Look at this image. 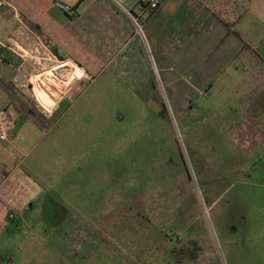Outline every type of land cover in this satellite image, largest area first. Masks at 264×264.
Instances as JSON below:
<instances>
[{
	"label": "rangeland",
	"instance_id": "obj_1",
	"mask_svg": "<svg viewBox=\"0 0 264 264\" xmlns=\"http://www.w3.org/2000/svg\"><path fill=\"white\" fill-rule=\"evenodd\" d=\"M22 30L0 49L13 111L23 98L47 112L60 104L29 157L54 186L29 264H176L175 248L178 264H264V156H253L264 146H249L264 143V64L246 53L240 83L220 94L196 72L170 86L157 66L145 93L114 65L89 81L74 64L54 73L66 57ZM46 71L71 79L49 85L52 104L39 99Z\"/></svg>",
	"mask_w": 264,
	"mask_h": 264
},
{
	"label": "crops",
	"instance_id": "obj_2",
	"mask_svg": "<svg viewBox=\"0 0 264 264\" xmlns=\"http://www.w3.org/2000/svg\"><path fill=\"white\" fill-rule=\"evenodd\" d=\"M58 1L70 6L72 12L56 7ZM140 1L121 0L126 13L109 0H0V49L13 37L22 39L14 36V24L21 30L31 25L38 40L47 41L53 53L66 57L64 64L50 69L53 72L60 66H68L67 71L73 72L69 65L74 64L81 71L79 76L89 81V70L101 72L114 65L121 77L137 81L135 85L144 92L149 91L152 70L146 46L156 58L155 69L158 66L167 84L176 86L196 72L203 88L217 86L218 94L225 88L236 89L246 53L253 55L243 49L242 40L264 58V0H163L158 7ZM136 22L142 26V36ZM227 23L236 34L227 33ZM48 52L51 54V50ZM177 68L182 73L169 74ZM45 73L39 76L46 83L39 99L49 104L53 100L49 97L46 102L45 91L51 84L43 78ZM56 76L62 87L71 85L67 75ZM62 87L53 90L59 92ZM235 93L234 102L238 99ZM70 96L65 95L64 100ZM13 99L11 89L0 88V107L13 108ZM23 102L26 108L15 112L14 130L8 141L0 142V264H29L31 248H38L35 242H40L43 225L34 216L44 214L45 199L54 187L52 183L44 185L36 175L39 165L29 157L38 148L37 139L47 130L60 104L47 112L24 98ZM248 125L247 140L253 123L249 121ZM259 145L264 143L249 144L251 152ZM253 156H264V149Z\"/></svg>",
	"mask_w": 264,
	"mask_h": 264
},
{
	"label": "built area",
	"instance_id": "obj_3",
	"mask_svg": "<svg viewBox=\"0 0 264 264\" xmlns=\"http://www.w3.org/2000/svg\"><path fill=\"white\" fill-rule=\"evenodd\" d=\"M116 8H118L121 11H124L128 13V11L125 9L123 3L121 0H109ZM163 0H141L140 3L145 6L149 7H158ZM56 7L64 11L65 13H71L72 10L70 6L67 4L62 3L61 1H58L55 3ZM136 28L138 34L142 36V26L141 24L136 22ZM146 49L148 47L146 46ZM152 68L155 73H157V70L155 69V64L152 63ZM15 125V112L10 107H0V142H7L10 133L14 130Z\"/></svg>",
	"mask_w": 264,
	"mask_h": 264
},
{
	"label": "trees",
	"instance_id": "obj_4",
	"mask_svg": "<svg viewBox=\"0 0 264 264\" xmlns=\"http://www.w3.org/2000/svg\"><path fill=\"white\" fill-rule=\"evenodd\" d=\"M226 28H227V33L228 34H236L234 29H233V26L231 24H225ZM243 41V49L244 50H247V51H250L256 58L258 61H260L262 64H264V58H262L257 52L255 49H253L247 42H245L244 40ZM194 244V242H193ZM171 255H173V257L175 258V262L176 264L178 263H181L182 261V252H180L179 249H173L170 251ZM181 258V259H180Z\"/></svg>",
	"mask_w": 264,
	"mask_h": 264
},
{
	"label": "bare ground",
	"instance_id": "obj_5",
	"mask_svg": "<svg viewBox=\"0 0 264 264\" xmlns=\"http://www.w3.org/2000/svg\"><path fill=\"white\" fill-rule=\"evenodd\" d=\"M42 78V77H41ZM43 78H45V79H47L48 81H50V84L55 88V89H60L62 86H61V84L62 83H60L61 81H60V79L56 76V75H54V74H51V73H46V74H44V76H43ZM47 82V81H46ZM44 85V83H43V80L42 79H40V80H38V86H39V89H41L42 88V86ZM44 86H46V85H44ZM44 89V88H43ZM41 91V90H40ZM42 92V91H41ZM44 94V93H43ZM48 100H49V97H48ZM50 104H52L51 102H50Z\"/></svg>",
	"mask_w": 264,
	"mask_h": 264
},
{
	"label": "water",
	"instance_id": "obj_6",
	"mask_svg": "<svg viewBox=\"0 0 264 264\" xmlns=\"http://www.w3.org/2000/svg\"><path fill=\"white\" fill-rule=\"evenodd\" d=\"M0 88L4 90H9V88L0 80Z\"/></svg>",
	"mask_w": 264,
	"mask_h": 264
}]
</instances>
